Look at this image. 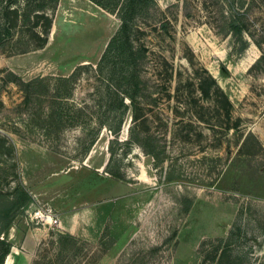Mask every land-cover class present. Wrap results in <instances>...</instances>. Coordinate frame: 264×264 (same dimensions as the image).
Here are the masks:
<instances>
[{"label": "rangeland", "instance_id": "1", "mask_svg": "<svg viewBox=\"0 0 264 264\" xmlns=\"http://www.w3.org/2000/svg\"><path fill=\"white\" fill-rule=\"evenodd\" d=\"M156 3L117 137L122 72L97 66L114 15L59 0L41 49L0 44V193L27 177L110 210L93 243L48 227L28 264H264V0Z\"/></svg>", "mask_w": 264, "mask_h": 264}, {"label": "trees", "instance_id": "2", "mask_svg": "<svg viewBox=\"0 0 264 264\" xmlns=\"http://www.w3.org/2000/svg\"><path fill=\"white\" fill-rule=\"evenodd\" d=\"M97 7L114 15L119 26L106 44L97 66L113 62L117 65L121 74V82L117 84V94L119 97V116L115 125H107L108 130L117 137L120 132L122 118L128 105V99L132 108H135V97L140 91L138 74L139 60L144 58L143 50L134 42L135 33L134 21L145 18L156 9V0H89ZM59 0H0V44H10L14 47L13 53H23L41 49L47 41L50 31L52 16ZM16 48V49H15ZM20 80V79H19ZM213 80V79H212ZM41 81V78H34L21 83L24 86H31ZM216 86L215 81H211ZM121 83V84H120ZM91 145V144H90ZM17 206L22 207L30 202L28 191L19 186L12 194L0 193V211L10 212ZM16 212H12L5 221L0 220V234L3 233L15 217ZM61 237L78 240L75 237L57 232ZM0 244L4 249L0 255V264L3 263L6 255L10 251V243L4 238L0 239Z\"/></svg>", "mask_w": 264, "mask_h": 264}, {"label": "crops", "instance_id": "3", "mask_svg": "<svg viewBox=\"0 0 264 264\" xmlns=\"http://www.w3.org/2000/svg\"><path fill=\"white\" fill-rule=\"evenodd\" d=\"M98 179L102 181L100 177ZM29 182L30 179L25 177L23 183L28 186L31 202L50 204L59 212V224L55 229L57 232L90 243L99 240L110 211L103 207L101 189L97 191L95 188L92 194L85 192L89 196L71 191L70 194H65L61 190L53 189L46 182L45 184L34 183V185ZM28 224L31 223L27 217L23 220L15 217L4 231V238L11 246L2 264H28L41 241L50 234L48 227H35ZM28 257L30 258L27 260Z\"/></svg>", "mask_w": 264, "mask_h": 264}, {"label": "built area", "instance_id": "4", "mask_svg": "<svg viewBox=\"0 0 264 264\" xmlns=\"http://www.w3.org/2000/svg\"><path fill=\"white\" fill-rule=\"evenodd\" d=\"M24 211L27 219L36 226L49 228L58 227V214L50 205L34 204L32 202L25 207Z\"/></svg>", "mask_w": 264, "mask_h": 264}]
</instances>
